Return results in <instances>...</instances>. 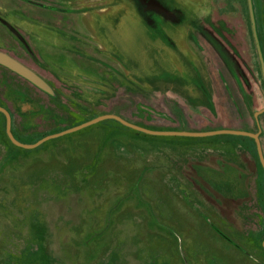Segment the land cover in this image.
I'll return each instance as SVG.
<instances>
[{"label": "rangeland", "instance_id": "374dc122", "mask_svg": "<svg viewBox=\"0 0 264 264\" xmlns=\"http://www.w3.org/2000/svg\"><path fill=\"white\" fill-rule=\"evenodd\" d=\"M12 2L0 0L2 15ZM253 4L264 55V0ZM195 26L192 36L202 46L204 73L211 80L207 97L177 90L183 96L178 99L149 91L143 81L134 88L119 77V101L110 106L106 99L104 107L89 102L87 119L116 111L157 131H176L166 127L185 119L193 124L190 133L248 124L258 132L255 114L264 109V78L249 0H210ZM3 76L53 107L47 95L0 68V80ZM51 117L16 119L14 129L32 143L80 122ZM137 132L105 120L18 150L0 131V264H264V170L254 140ZM213 158L219 163L211 164ZM188 172L202 185L217 182L216 174L231 175L226 179L231 185L222 188L232 196L221 193L236 202L220 199L235 223L196 189ZM237 174L241 180H235Z\"/></svg>", "mask_w": 264, "mask_h": 264}, {"label": "flooded vegetation", "instance_id": "af4514ba", "mask_svg": "<svg viewBox=\"0 0 264 264\" xmlns=\"http://www.w3.org/2000/svg\"><path fill=\"white\" fill-rule=\"evenodd\" d=\"M12 1L4 15L0 13V52L34 71L54 92L41 90L0 64L53 101L52 108L43 106L3 76L0 106L11 113L14 125L16 119L24 122L42 114L53 120L79 117V125L115 114L101 112L87 119L84 105L104 107L106 99L110 106L117 103L119 77L134 88L143 81L149 91L178 99L183 96L177 90L200 91L206 97L209 93L202 46L192 35L210 0Z\"/></svg>", "mask_w": 264, "mask_h": 264}, {"label": "water", "instance_id": "95a60500", "mask_svg": "<svg viewBox=\"0 0 264 264\" xmlns=\"http://www.w3.org/2000/svg\"><path fill=\"white\" fill-rule=\"evenodd\" d=\"M249 7H250L252 24H253V32H254L255 40H256V43L258 46V52H259L261 67H262V74H263V78H264V55H263V51H262V47H261L259 34H258V27H257V22H256V15H255V10H254L253 0H249ZM0 64L2 66H5L8 69L12 70L13 72L17 73L18 75L24 77L25 79H27L28 81H30L31 83L36 85L41 90H43L49 94H52V95L54 94L51 87L38 74H36L34 71L29 69L28 67L24 66L23 64H21L17 60L13 59L9 55L0 52ZM0 112L6 116V132H7V136L10 139V141L15 146L22 148V149H26V150L36 149V148L42 146L43 144H45L46 142H48L50 140L57 139V138L65 136V135L81 131V130L86 129L90 126L96 125L102 121L115 120V121L119 122L120 124H122L123 126L130 128L132 130H135V131H138V132H141L144 134L156 135V136L207 137V136H213V135H218V134H229V135L246 136V137L252 138L256 143L258 156H259L260 162H261L263 170H264V151H263V146H262L261 139H260L261 129H259L258 133L247 132V131H232V130L231 131L220 130V131H213V132H209V133H190V132H182V131H157V130H151V129L136 125L134 123H131V122L125 120L124 118H122L121 116H118L115 114H106V115H102L100 117H97L93 120H90L88 122H85L79 126L64 130V131L56 133V134L46 136L36 143L25 144V143L20 142L18 139H16V137L13 134V130H12L13 129V120H12L11 113L7 109H5L4 107H1V106H0ZM263 113H264V109L258 111L255 114V119H256L258 124H259V117Z\"/></svg>", "mask_w": 264, "mask_h": 264}, {"label": "crops", "instance_id": "0c3cea01", "mask_svg": "<svg viewBox=\"0 0 264 264\" xmlns=\"http://www.w3.org/2000/svg\"><path fill=\"white\" fill-rule=\"evenodd\" d=\"M211 81V80H210ZM198 121V123L199 124H201L202 122L200 121V120H197ZM178 125H175V126H168V127H166V128H169L170 130H176V131H182V132H187V131H189V132H191L190 130L192 129V128H194L193 127V124L190 122V121H188V120H185V119H182L180 122H178L177 123ZM258 124V123H257ZM247 125V124H246ZM258 127H259V129H261V136H263V139H264V113L262 114V116H261V123H260V120H259V124H258ZM202 128H205V126H202ZM230 129H232V130H242V131H247V132H252L253 131V128L250 126V124H248L247 126H244V127H238V126H234V127H231L230 126ZM154 130H156V129H154ZM259 132V131H258ZM258 132H256V133H258ZM254 133V132H253ZM260 136V137H261ZM200 138V137H199ZM231 139H233V138H231ZM228 140V141H224V142H222V143H231V142H233L234 140ZM246 144H249V142H246ZM224 145H227V144H224ZM188 154V152H184V154ZM224 155H225V153H223ZM217 158V157H216ZM216 158H213L212 159V163L211 164H213L214 163V165L218 162L217 160H216ZM218 160L220 159V158H217ZM208 160H210L209 158H208ZM206 160H204V166H206L208 169H211L210 168V162L208 163V162H205ZM219 163V162H218ZM218 169V167L216 166L213 170L214 171H216ZM187 176H188V178L190 179V180H192L193 181V184H194V186L196 187V189L203 195V196H206L213 204H215L218 208H219V210L222 212V214H223V216L230 222V223H235L234 221H232V216L230 215V213L228 212V210H227V208L225 207L226 205H224L223 204V201H221V199L220 198H222V200H224L225 202H227L228 200L231 202L232 201V203H234V202H236V201H234L232 198L233 197H227V195H229V193L231 194V192H228L227 190L225 191L222 187H227L228 185H231L230 183H228V181L230 180V179H228V180H226L227 179V177H230L231 175H228L227 176V174H224V173H222L221 175L219 174L218 176H217V174L216 175H214V179L212 178V180L213 181H217V182H203V184L204 185H202V184H199L198 183V181L196 180V178H194L193 177V174H191L190 172H188L187 173ZM236 178H235V180H241V176H239L238 174H237V176H235ZM230 182V181H229ZM183 186H185V185H183ZM203 186L204 187H206V189H204L203 188ZM186 187V186H185ZM219 188L220 189V191L219 190H217V188ZM225 191V194H227L226 195V197L227 198H225V197H222V196H224L225 194H222L221 192H224ZM216 196H218L219 198H216ZM230 196V195H229ZM231 196H232V194H231Z\"/></svg>", "mask_w": 264, "mask_h": 264}, {"label": "trees", "instance_id": "16d2710c", "mask_svg": "<svg viewBox=\"0 0 264 264\" xmlns=\"http://www.w3.org/2000/svg\"><path fill=\"white\" fill-rule=\"evenodd\" d=\"M11 92V91H10ZM116 115H118V114H116ZM119 116V115H118ZM0 117H1V119H2V121L0 122V131L3 133V135L5 136V138L7 139V142H8V145L9 146H11V147H14V148H16V149H18V150H23V149H21V148H18V147H16L10 140H9V138H8V136H7V134H6V119H5V116L3 115V114H1L0 113ZM122 117V116H121ZM123 118V117H122ZM125 120H127V121H129L128 119H126V118H124ZM261 119V118H260ZM113 122H115V123H117L119 126H121L122 128H126V129H129V130H131V131H134V132H137V131H135V130H132V129H130V128H127V127H125V126H123L122 124H120L119 122H117V121H115V120H113ZM130 122V121H129ZM132 123V122H131ZM135 124V123H134ZM136 125H139V124H136ZM139 126H141V127H145V126H142V125H139ZM15 126H14V123H13V133H14V135L16 134V132H15ZM145 128H148V129H151V128H149V127H145ZM151 130H154V129H151ZM64 131V130H63ZM62 132V131H61ZM137 133H139V132H137ZM53 134H56V133H53ZM51 135V134H50ZM16 136V135H15ZM46 136H48V135H45V136H42L41 138H39L37 141H35V142H32V143H27L26 142V140H22V139H19V138H17L20 142H22V143H25V144H33V143H36V142H38L39 140H41L42 138H44V137H46ZM255 142V141H254ZM258 153V152H257ZM259 156H258V154H257V159H258V161H259V163H261L260 162V159L258 158Z\"/></svg>", "mask_w": 264, "mask_h": 264}]
</instances>
